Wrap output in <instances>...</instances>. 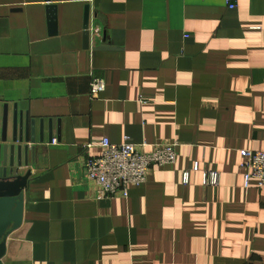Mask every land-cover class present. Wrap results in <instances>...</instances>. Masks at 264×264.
<instances>
[{"label": "crops", "instance_id": "obj_1", "mask_svg": "<svg viewBox=\"0 0 264 264\" xmlns=\"http://www.w3.org/2000/svg\"><path fill=\"white\" fill-rule=\"evenodd\" d=\"M5 107L10 143L15 111L37 135L2 264H264V191L241 167L264 150V0H0V129ZM125 137L177 143V163L97 201L88 145Z\"/></svg>", "mask_w": 264, "mask_h": 264}, {"label": "built area", "instance_id": "obj_2", "mask_svg": "<svg viewBox=\"0 0 264 264\" xmlns=\"http://www.w3.org/2000/svg\"><path fill=\"white\" fill-rule=\"evenodd\" d=\"M229 9L237 8V0H226ZM102 79L93 77L91 82V99H98L105 91ZM100 147L102 154L90 156L85 163V175L88 182L96 187V200H109L116 197H128L131 186L144 185L153 167H165L177 163V143L135 145L129 137H125L121 144H114L104 139L97 144L88 145V150ZM242 169L245 172V185L252 180L258 182L259 189L264 191V150H242ZM198 164L195 170H198ZM186 174V180H187ZM219 174L206 172L203 183L205 186H217Z\"/></svg>", "mask_w": 264, "mask_h": 264}, {"label": "water", "instance_id": "obj_3", "mask_svg": "<svg viewBox=\"0 0 264 264\" xmlns=\"http://www.w3.org/2000/svg\"><path fill=\"white\" fill-rule=\"evenodd\" d=\"M52 24H55V8L51 7ZM85 45L90 44V13L84 24ZM109 50V48H107ZM41 127V143L44 142V124ZM9 110L4 108L0 129V264L7 252L10 235L20 229L24 221L25 195L32 173L21 176L20 171L29 165V144L36 143L37 124L28 116L15 111L12 140L9 139ZM24 144H26L24 146ZM33 151V149H32Z\"/></svg>", "mask_w": 264, "mask_h": 264}]
</instances>
